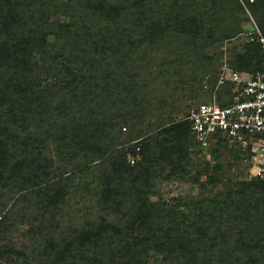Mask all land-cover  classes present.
Instances as JSON below:
<instances>
[{
	"label": "trees",
	"instance_id": "trees-1",
	"mask_svg": "<svg viewBox=\"0 0 264 264\" xmlns=\"http://www.w3.org/2000/svg\"><path fill=\"white\" fill-rule=\"evenodd\" d=\"M245 6L264 36V0ZM242 12L0 0V264H264V178L227 174L223 153H246L219 135L194 159L185 119L210 97L224 41L237 70L262 67L255 41L233 39ZM163 182L199 191L164 201Z\"/></svg>",
	"mask_w": 264,
	"mask_h": 264
},
{
	"label": "built area",
	"instance_id": "built-area-1",
	"mask_svg": "<svg viewBox=\"0 0 264 264\" xmlns=\"http://www.w3.org/2000/svg\"><path fill=\"white\" fill-rule=\"evenodd\" d=\"M238 1L248 22L233 39L255 41L264 58V36L247 10L246 0ZM226 43L224 41L219 49L218 72L210 97L192 106L185 119L203 149H208V142L214 140L215 135L237 143L246 153L248 179L264 178V60L262 67L254 72L239 71L226 55ZM225 81L232 85L229 94L225 92L221 97L227 102L219 103L216 90Z\"/></svg>",
	"mask_w": 264,
	"mask_h": 264
},
{
	"label": "rangeland",
	"instance_id": "rangeland-1",
	"mask_svg": "<svg viewBox=\"0 0 264 264\" xmlns=\"http://www.w3.org/2000/svg\"><path fill=\"white\" fill-rule=\"evenodd\" d=\"M239 16V24L241 25V27L243 25H247V18L244 14V11L238 15ZM51 20H55V18H50ZM227 47V46H226ZM219 49H221L220 47H217V53L220 51ZM230 47H227L225 49V52H226V55L227 56H230L231 53H230ZM207 50L209 51H214L215 49L212 48V47H208ZM216 52V50H215ZM207 149H203V151H201L200 153H198L196 156H194L193 158L194 159H198L200 160L201 158H203V156L205 158H208L209 155L207 153ZM204 158V159H205ZM224 159V160H223ZM209 160H211L209 158ZM222 167L224 169H226V163L227 161L228 162H232L233 164L230 166L229 169H226V173L229 174V175H236L234 176L235 178L234 179H248V174L246 173V161L243 159L241 160L240 162L236 163V162H233V159L231 157H227L224 153L222 155ZM212 162V160H211ZM159 188H160V193H161V198H163L164 201H168L171 197H174L176 195H184V194H187V193H191V194H196L198 193L199 189L193 185H189L187 183H177V182H163L159 185ZM70 204V208H73V207H79L82 202H79L78 204H74V203H69ZM24 229V227H20L19 228V231L22 232ZM14 241L17 245H20V240L18 237H14ZM148 264H156V262L152 261L151 259L149 260Z\"/></svg>",
	"mask_w": 264,
	"mask_h": 264
}]
</instances>
